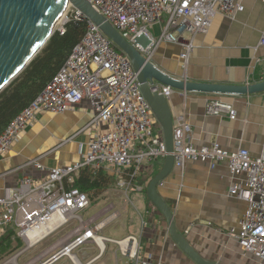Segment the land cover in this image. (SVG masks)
I'll return each mask as SVG.
<instances>
[{"label":"built area","instance_id":"obj_1","mask_svg":"<svg viewBox=\"0 0 264 264\" xmlns=\"http://www.w3.org/2000/svg\"><path fill=\"white\" fill-rule=\"evenodd\" d=\"M88 1L129 42L135 43V38L142 33L152 38L150 57L158 43L165 40L183 47L184 60L195 48L192 36L207 32L218 14L234 16L245 10V0ZM72 19L86 21L84 36L43 90L1 132L0 158L8 154L40 114H63L84 100L89 102L91 113V119L79 131L88 136L86 149L78 162L67 166L47 169L40 158H32L19 168L34 167L45 174L40 178L23 174L16 185L8 186L0 196V238L13 230L15 238L25 245L0 264H55L63 257L72 264H94L104 256L108 243L116 247V264H119L117 253L124 259L122 264H160L145 256L139 235L116 239L102 233L118 217V212H111L114 205L84 217L91 208V197L75 186L83 170L89 169L93 174L111 173L119 186L142 190L137 181L141 179L143 168L169 153L161 126L141 91L128 54L72 6L56 30L64 33L65 25ZM154 24L162 26L159 39L148 29ZM261 43L264 44V35ZM135 46L146 52L139 44ZM149 85L152 92L166 97L174 91L158 81ZM206 113L231 120L237 116L234 106L220 99H209ZM190 130L187 121L180 118L173 136L175 165L183 168L194 160L215 167L225 162L231 173L244 175L243 180L230 188L231 195L247 203L238 227L231 229L230 236L245 252L252 254L258 264H264V149L254 155L247 148L228 151L217 142L196 147L186 141ZM73 222L76 225L62 239L49 248L37 250ZM31 233L35 234L33 238ZM91 245L98 248V253L86 262L73 253Z\"/></svg>","mask_w":264,"mask_h":264},{"label":"crops","instance_id":"obj_2","mask_svg":"<svg viewBox=\"0 0 264 264\" xmlns=\"http://www.w3.org/2000/svg\"><path fill=\"white\" fill-rule=\"evenodd\" d=\"M150 28L152 35L155 32L159 39L161 24ZM263 35L264 1L245 0L243 12L234 16L218 14L207 32L192 36L195 48L187 60L181 57L183 47L180 44L163 40L153 51L151 61L174 77L195 82L239 85L258 82L264 80ZM209 99L232 104L237 111L236 118L208 115ZM169 101L175 124L183 117L191 128L186 134L188 143L201 147L217 142L228 151L247 148L254 155L263 151L264 93L214 95L174 90ZM90 119L87 100L63 114H40L8 154L0 158V196L8 186L16 185L23 174L37 178L45 174L34 167L19 169L29 159L40 158L47 169L78 162L88 141V136L79 131ZM164 163L165 157L159 158L145 166V173L157 174ZM143 179L146 183L150 180L145 176ZM243 179L244 175L231 173L225 162L211 167L209 163L193 160L183 168L175 165L158 186L173 211L178 230L210 261L258 264V260L230 236L247 207L243 199L230 194V188ZM141 192L136 193L130 204L125 194L123 202L116 204L119 220L126 224L119 239L129 234L139 235L145 256L155 263L197 264L173 241L166 219L147 193Z\"/></svg>","mask_w":264,"mask_h":264},{"label":"water","instance_id":"obj_3","mask_svg":"<svg viewBox=\"0 0 264 264\" xmlns=\"http://www.w3.org/2000/svg\"><path fill=\"white\" fill-rule=\"evenodd\" d=\"M71 6L85 14L117 47L128 54L137 72L141 91L161 126L169 154L165 157L163 168L147 185L149 200L162 213L171 238L185 254L197 264H220L201 256L178 230L173 211L159 192L158 186L175 166L172 155L175 121L169 97L152 92L149 82L158 81L185 92L251 95L264 93V80L239 85L195 82L174 77L151 61L149 47L153 44L152 38L142 33L135 38V43L129 42L88 0H0V93L40 52ZM135 44H139L146 52L136 48Z\"/></svg>","mask_w":264,"mask_h":264},{"label":"trees","instance_id":"obj_4","mask_svg":"<svg viewBox=\"0 0 264 264\" xmlns=\"http://www.w3.org/2000/svg\"><path fill=\"white\" fill-rule=\"evenodd\" d=\"M86 27V21L72 19L65 25L64 33L56 30L26 68L0 93V134L59 71L74 46L84 36ZM145 170L146 167L141 173L142 180L143 176L150 180L155 177L156 174L145 173ZM110 178L102 171L93 174L85 169L77 177L75 186L88 193L100 194L111 183ZM6 234L0 238V255L10 243L11 234Z\"/></svg>","mask_w":264,"mask_h":264},{"label":"rangeland","instance_id":"obj_5","mask_svg":"<svg viewBox=\"0 0 264 264\" xmlns=\"http://www.w3.org/2000/svg\"><path fill=\"white\" fill-rule=\"evenodd\" d=\"M148 29L150 31L152 30L150 28V26L148 27ZM154 37L156 39H158L155 32H154ZM108 175L111 177L110 178L111 183L107 186V188H105L103 190V192H101L100 194H94L92 192L89 193V195L91 197L92 204H91V208H90L89 212L84 213V217H87L89 215V213L93 214L95 212H98L102 208H105V207L109 206L110 204L114 205V208L112 209L111 212H118V217L115 220H112V222H110L106 226V228H104L102 233L108 237L119 239V237H121L123 235V233L125 232L126 224L119 220L120 212L118 211L119 208H118V205H116V204H120L121 202H123V200L125 199L124 194L126 196V199H128V202L130 200L132 201L133 199H135L136 193L141 192V191H145L147 189V185H148L149 181H148V183H146L142 179H139L137 181L142 186V190L127 189V188L121 187L117 184L115 178L113 177V174L110 173ZM129 204H130V202H129ZM110 213L105 214L102 218L108 216ZM73 225L74 226L76 225L75 222H73L71 224V226H67V227L63 228L62 230L57 232L55 235L50 237L42 245L38 246L37 250L39 249V251H41L45 248H49L53 243L55 244L57 241L62 239L72 229ZM7 234H11V239L9 241L10 243L8 244V248L4 252H2V254L0 255V263H1V261H3L7 257L15 254L17 251H19L21 248H23L25 246L22 240L15 238L14 232L12 230H8ZM82 247H85V246H82ZM82 247L76 249L73 252L77 255V257L82 262H86L85 260L88 257H93L98 253V248L95 245H91V247H89L88 250H83V249H81ZM115 249H116V247L114 244L108 243V248H107L106 253L97 262V264H100L101 262H103V264H116ZM117 259L119 261L118 262L119 264H122L124 262V259L121 257V255L119 253H117ZM68 260L69 259L67 257H64L60 261L56 262L55 264H70V262Z\"/></svg>","mask_w":264,"mask_h":264},{"label":"bare ground","instance_id":"obj_6","mask_svg":"<svg viewBox=\"0 0 264 264\" xmlns=\"http://www.w3.org/2000/svg\"><path fill=\"white\" fill-rule=\"evenodd\" d=\"M176 126H177V123L175 124V127ZM175 127H174V129H175ZM30 236H31V238H33L35 236V234L34 233H31Z\"/></svg>","mask_w":264,"mask_h":264}]
</instances>
